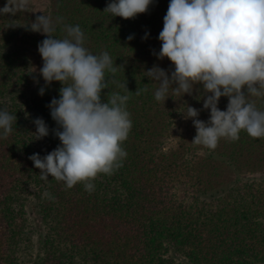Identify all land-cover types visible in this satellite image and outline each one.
<instances>
[{"label": "trees", "instance_id": "16d2710c", "mask_svg": "<svg viewBox=\"0 0 264 264\" xmlns=\"http://www.w3.org/2000/svg\"><path fill=\"white\" fill-rule=\"evenodd\" d=\"M47 1L42 11L27 0H0L7 7L0 12V109L16 116L0 139V264H264V137L241 131L215 148L192 143L187 106L199 110L197 119L210 118L202 85L185 95L170 88L164 103L145 73L155 66L170 78L174 71L157 58L169 0H154L132 19L104 12L111 0ZM40 15L52 18L55 38L66 35L65 25H79L89 52L110 54L115 71L105 73L102 101L129 97L126 156L91 180L90 191L84 182L67 188L42 179L29 159L60 145L49 105L62 85L45 84L38 45L47 37L30 29ZM249 102L264 111V95ZM227 104L221 97L217 106ZM37 118L49 128L38 145L31 136Z\"/></svg>", "mask_w": 264, "mask_h": 264}, {"label": "clouds", "instance_id": "9594fccd", "mask_svg": "<svg viewBox=\"0 0 264 264\" xmlns=\"http://www.w3.org/2000/svg\"><path fill=\"white\" fill-rule=\"evenodd\" d=\"M153 2L111 0L104 12L132 19L146 13ZM25 3L20 0V6ZM30 29L47 37L38 45L43 60L40 75L46 85L55 81L62 87L59 98L49 105L60 145L43 157L34 153L29 159L42 179L51 176L67 188L84 182L90 191L91 180L109 173L126 156L121 145L132 127L126 109L129 97L111 93L102 101L108 85L105 73L115 71L113 60L106 51L97 55L84 47L79 25H65L66 35L58 39L52 35L56 30L52 18L40 15ZM158 39L157 58L170 60L174 71L170 78L155 66L145 72L158 82L155 100L165 103L170 88L177 94H191L195 85H202L206 97L207 122L197 119L199 110L187 106L185 119L191 118L196 129L192 143L215 148L221 138L239 139L241 131L252 138L264 137V111L249 102V96L264 95V0H169ZM44 91L40 88L39 94ZM221 97L228 98L223 111L217 106ZM13 121L15 115L0 109V139L13 131ZM34 123L36 139L49 135L42 118Z\"/></svg>", "mask_w": 264, "mask_h": 264}, {"label": "rangeland", "instance_id": "374dc122", "mask_svg": "<svg viewBox=\"0 0 264 264\" xmlns=\"http://www.w3.org/2000/svg\"><path fill=\"white\" fill-rule=\"evenodd\" d=\"M28 2H29V4L30 5H33L35 8L34 9H41L42 11H44L45 10V7L47 6V3H48V1L47 0H27ZM35 133H36V130L34 129V130H32L31 131V136L34 138V142L36 143V145H38L37 143H38V140H40V139H36V135H35ZM34 208H35V206H34V204L32 205V206H30L29 208H28V211L30 212V211H32V210H34ZM36 209L33 211V216L30 218V221H33L32 222V225L34 226V225H37V223H36V219H38V216H37V214H36ZM39 227H40V229L41 230H43V228L39 225ZM35 236L32 238V240H33V242L35 241Z\"/></svg>", "mask_w": 264, "mask_h": 264}]
</instances>
